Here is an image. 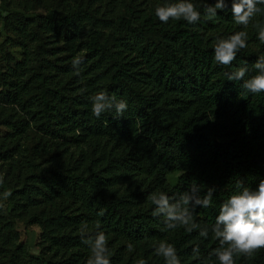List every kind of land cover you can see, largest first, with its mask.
Wrapping results in <instances>:
<instances>
[{
  "label": "trees",
  "instance_id": "1",
  "mask_svg": "<svg viewBox=\"0 0 264 264\" xmlns=\"http://www.w3.org/2000/svg\"><path fill=\"white\" fill-rule=\"evenodd\" d=\"M175 2L0 0L7 42L21 51L20 61L0 57V264H86L83 241L99 230L111 264H164L155 255L162 242L180 264H220L219 206L242 191L237 182L255 190L264 179V93L226 75L260 72L264 0H253L247 27L233 20L240 0H223L224 10L221 0H192L198 24L160 22L155 7ZM237 31L248 33L247 47L218 64L215 41ZM99 91L128 109L95 117L89 97ZM156 191L187 211L186 225L152 215L160 205L146 198ZM209 194L210 207L197 203ZM32 226L41 229L37 255L21 240ZM234 264H264V248L236 254Z\"/></svg>",
  "mask_w": 264,
  "mask_h": 264
},
{
  "label": "clouds",
  "instance_id": "2",
  "mask_svg": "<svg viewBox=\"0 0 264 264\" xmlns=\"http://www.w3.org/2000/svg\"><path fill=\"white\" fill-rule=\"evenodd\" d=\"M217 9L224 10L225 5L223 0L218 4ZM247 9V10H246ZM205 12L209 9L205 5ZM253 0H240L233 2L231 12L233 20L238 25L247 27L249 17L252 15ZM155 16L162 23H168L172 20H184L188 24H198L201 19V12L198 6L192 0H178L175 3H164L155 7ZM213 19V17H207ZM248 33L237 31L228 36L226 39H217L214 45V59L223 66H230L236 59L239 50L247 47ZM260 43L264 44V30L260 31L257 36ZM259 61H264V55L259 56ZM73 68L76 69V75H80L79 65L81 60L75 57L72 61ZM255 68L260 69V72L249 78L247 67L236 68L232 74L226 73L229 80L243 81L241 87L249 93L261 94L264 93V63L257 62ZM92 104V114L99 118L104 112L114 110L117 116H122L128 109L126 99H117L113 94L111 97L106 91H99L89 97ZM236 188H242L239 194H231L227 200L219 206V214L216 218V223L213 228L216 238L219 239L221 246L227 245L223 251H216L220 264H234V256L238 253L251 254L257 249L264 248V179H260L258 187L253 190L250 187H243L242 182H237ZM159 192V198H157ZM11 195L9 192L3 193L4 199ZM152 204L160 205L158 211H153V216H158L160 213H167V220H177L179 226L186 225L190 216H187V211L184 214L176 212V206H169V198L163 191H156L149 194L146 198ZM188 203V199H184V204ZM198 204H203L205 208L212 205L211 195L206 196L202 201L197 200ZM99 216L104 215L101 210ZM187 216V218H186ZM223 225L221 231L220 226ZM177 228L178 225H171ZM87 222H82L81 231L86 232ZM97 228H100L97 221ZM186 231L191 233L192 228H186ZM201 236L207 237V231H201ZM83 243L89 247L90 255L87 258L86 264H111V251L108 247V238L104 231L96 232L94 238L86 239ZM127 251H131V245H128ZM197 249L193 248V252ZM155 255L164 258V264H180V259L177 256V250L171 243L162 242L155 250ZM135 264H147L143 258L135 261Z\"/></svg>",
  "mask_w": 264,
  "mask_h": 264
},
{
  "label": "rangeland",
  "instance_id": "3",
  "mask_svg": "<svg viewBox=\"0 0 264 264\" xmlns=\"http://www.w3.org/2000/svg\"><path fill=\"white\" fill-rule=\"evenodd\" d=\"M11 37L10 32L4 27V19L0 18V57L13 56L17 61L21 59V51L19 48L12 46L7 40ZM180 173L171 174L169 182L174 184ZM22 241L26 242L30 251L37 255L39 253L38 243L40 242L41 229L37 226H32L28 230L22 229Z\"/></svg>",
  "mask_w": 264,
  "mask_h": 264
}]
</instances>
